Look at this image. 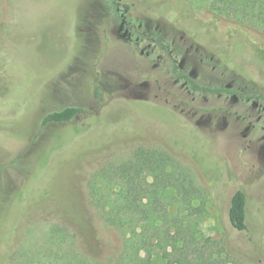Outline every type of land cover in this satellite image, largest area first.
Instances as JSON below:
<instances>
[{"label": "rangeland", "instance_id": "obj_1", "mask_svg": "<svg viewBox=\"0 0 264 264\" xmlns=\"http://www.w3.org/2000/svg\"><path fill=\"white\" fill-rule=\"evenodd\" d=\"M124 9L130 24L174 53L189 47L187 64L207 55L217 80L229 72L225 83L264 97V27L216 13L206 0H0V264H50L46 246L57 234L67 236L62 247L73 264L119 263L122 231L105 223L88 184L138 147L167 153L177 180L144 230L151 264H164V255L170 264H264L260 144L256 153L231 117L222 132L216 114L197 124L208 117L187 115L188 97L187 107L166 102L159 89L175 88L170 79H154L118 33ZM67 107L81 111L41 125ZM236 191L246 196L241 232L227 214Z\"/></svg>", "mask_w": 264, "mask_h": 264}, {"label": "trees", "instance_id": "obj_2", "mask_svg": "<svg viewBox=\"0 0 264 264\" xmlns=\"http://www.w3.org/2000/svg\"><path fill=\"white\" fill-rule=\"evenodd\" d=\"M216 13L251 19L264 27V0H206ZM81 109L67 107L47 114L42 126L71 121ZM170 156L162 151L143 147L135 148L129 158L118 163H108L90 179L91 203L102 212L106 224L122 231L123 252L117 264H151L149 242L144 230L156 222L162 212L161 196L165 188L175 182ZM177 181V180H176ZM228 220L236 231L246 230V196L236 191L230 198ZM152 226V225H151ZM67 237L51 239L47 244L50 264H73L62 245ZM157 247H160L157 244ZM142 255L140 253H143ZM164 264H170L166 260ZM32 264H42L41 258H33Z\"/></svg>", "mask_w": 264, "mask_h": 264}, {"label": "flooded vegetation", "instance_id": "obj_3", "mask_svg": "<svg viewBox=\"0 0 264 264\" xmlns=\"http://www.w3.org/2000/svg\"><path fill=\"white\" fill-rule=\"evenodd\" d=\"M116 10L118 11L117 7ZM127 14L128 10L126 9L119 14L118 33L123 39L133 43L134 52L142 56L145 66L151 69L154 79L157 78L158 73L170 79L175 88L159 89L167 96L165 101L168 102V98H170L178 106L187 107L183 100L186 97L190 98L193 107L189 108L193 110L188 111L187 115L194 117L199 113H205L208 118L200 121L202 118L200 116L197 122L199 124L201 122L211 123L213 121L212 115L216 114L221 118V124L216 129L221 132L230 124L226 122L228 121L227 118H234L236 121H232V123H237L240 126L245 125L242 139H247L248 135L250 143H253L254 146L259 143L260 150L264 152V97L253 96L247 87L238 89L231 82L225 83V79L230 77L229 72H220L217 78L220 77L223 81L217 80L215 76L216 66L211 64L213 58L207 55H202L197 61H191L187 64V59L192 58L189 47L174 53L175 49L171 45L163 43L159 38H151L149 34L139 31L138 26L130 24L125 19ZM147 42L146 46L142 45V43ZM193 51L196 52L197 50ZM152 62L154 63L151 67ZM217 62L219 61L217 60ZM136 86L142 87L145 93L150 91V85L146 81H137ZM211 98L215 99V102H211ZM255 148V152L259 153L256 146Z\"/></svg>", "mask_w": 264, "mask_h": 264}]
</instances>
